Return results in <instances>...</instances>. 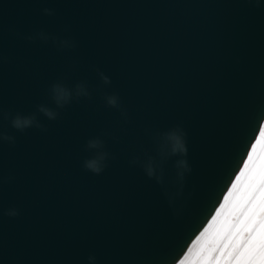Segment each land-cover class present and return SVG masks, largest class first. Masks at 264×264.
I'll return each instance as SVG.
<instances>
[{
  "label": "water",
  "instance_id": "water-1",
  "mask_svg": "<svg viewBox=\"0 0 264 264\" xmlns=\"http://www.w3.org/2000/svg\"><path fill=\"white\" fill-rule=\"evenodd\" d=\"M45 8L55 15H43ZM41 30L77 47L59 52L21 38ZM0 53L4 111L53 106L46 89L62 76L91 90L98 69L111 80L103 91L118 94L128 116L125 123L93 92L56 121L40 116L46 132L21 134L4 122L16 143H0V264H89L90 255L95 264H158L178 256L264 123V0L259 7L250 0H0ZM177 124L187 132L192 173L191 196L174 218L161 186L130 161L155 155L150 134ZM98 136L115 158L94 175L83 162L93 155L86 142ZM13 209L17 217L5 215Z\"/></svg>",
  "mask_w": 264,
  "mask_h": 264
},
{
  "label": "clouds",
  "instance_id": "clouds-1",
  "mask_svg": "<svg viewBox=\"0 0 264 264\" xmlns=\"http://www.w3.org/2000/svg\"><path fill=\"white\" fill-rule=\"evenodd\" d=\"M256 7L260 6V0H250ZM45 16H54V10L45 8L42 10ZM64 31H68L67 26ZM19 36V34H16ZM30 43L40 41L52 46L59 52L72 51L77 47L72 38H60L45 31H38L33 35L21 37ZM4 57L0 53V65ZM75 68V65H72ZM100 84L91 89L87 81L80 80L74 85L66 83L67 77L62 76L51 83L46 89L48 103H40L35 106V111L22 115L12 114L0 107V143L7 142L15 145L16 140L12 135L3 130V124L7 121L12 129L23 134L28 129L46 132L47 127L42 124L39 117L48 121H56L61 112L73 103H79L82 99L92 100V93L96 92L104 100L109 108L120 112L125 123L128 122L126 110L122 109L120 97L116 93L107 94L104 87L111 84L109 77L98 69H94ZM109 133L102 132L101 136ZM150 137L156 145V154L148 152L141 156L133 157L131 165L142 169L149 180L161 186L163 195L172 210L173 217L178 218L183 212L186 201L191 193L185 194L187 177L192 173V167L188 160L187 132L182 125L177 124L163 133H151ZM105 141L99 136L89 139L85 144V150L93 155L85 159L83 167L94 175H100L108 167L107 161L115 157L105 150ZM172 160L174 176L171 180L165 178V165ZM236 160L242 163L240 154ZM239 165L236 171L239 174ZM3 181L0 180V183ZM220 203L213 208L210 218H206L204 227L188 242L187 248L178 256L170 253L159 257L158 264H264V166L255 173L247 185L237 182L235 185L229 182L223 189ZM8 217L15 218L18 210L13 209L5 213ZM210 221L211 223H208ZM89 264H95L96 257H88Z\"/></svg>",
  "mask_w": 264,
  "mask_h": 264
},
{
  "label": "snow or ice",
  "instance_id": "snow-or-ice-1",
  "mask_svg": "<svg viewBox=\"0 0 264 264\" xmlns=\"http://www.w3.org/2000/svg\"><path fill=\"white\" fill-rule=\"evenodd\" d=\"M246 152H247V150H246ZM247 154L249 156V159H243L242 158V163H243L244 167L239 168V174L237 175V174L233 173V175L235 176V179H232L231 177L229 178V182L232 183L233 185H235L237 182H240L242 184L247 185L248 183L251 182L253 176L261 168V166H264V156L260 157L255 162H252L251 153H247ZM223 194L224 193L222 191L221 195H223ZM219 203H220V199H218V201H217V204H219ZM213 208H215V205ZM209 215H211V212ZM208 223H211V222L208 221ZM201 227H204V224H202ZM187 245L188 244L185 245V248H187ZM184 249L181 250V253L184 251Z\"/></svg>",
  "mask_w": 264,
  "mask_h": 264
},
{
  "label": "bare ground",
  "instance_id": "bare-ground-1",
  "mask_svg": "<svg viewBox=\"0 0 264 264\" xmlns=\"http://www.w3.org/2000/svg\"><path fill=\"white\" fill-rule=\"evenodd\" d=\"M261 128L259 130V133L261 131ZM259 133H258L256 139L254 140V142L252 143V145L248 151V153H251L252 162H255L257 159L264 156V144L262 143V140H260V138H259ZM245 159H249L248 154H247ZM241 167H244V165L242 164Z\"/></svg>",
  "mask_w": 264,
  "mask_h": 264
},
{
  "label": "rangeland",
  "instance_id": "rangeland-1",
  "mask_svg": "<svg viewBox=\"0 0 264 264\" xmlns=\"http://www.w3.org/2000/svg\"><path fill=\"white\" fill-rule=\"evenodd\" d=\"M259 138H260V140H262V143L264 144V123H263L261 131L259 133Z\"/></svg>",
  "mask_w": 264,
  "mask_h": 264
}]
</instances>
